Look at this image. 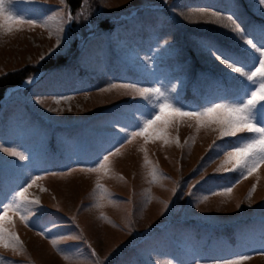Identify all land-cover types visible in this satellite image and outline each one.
Wrapping results in <instances>:
<instances>
[{"label": "rangeland", "instance_id": "374dc122", "mask_svg": "<svg viewBox=\"0 0 264 264\" xmlns=\"http://www.w3.org/2000/svg\"><path fill=\"white\" fill-rule=\"evenodd\" d=\"M229 3L82 0L72 14L67 0H12L15 13L35 18L37 24L13 25L10 32L0 29V76L32 70V76L7 90L0 102V143L18 154H31L32 159L21 161L0 152L4 162L0 187L7 190L19 174L7 162L41 166L36 173L41 178L26 197L51 214L42 218L41 225L55 219L57 226H50L44 236L9 213L4 227L19 238L20 247L0 246L3 264H196L194 256L203 257L206 264H219L221 257L235 259L233 253L249 256L242 264H264V245L259 242L264 231V165L247 178L217 172L221 165L231 167L224 164L218 124L197 127L194 120L176 118L165 129L166 140L149 133L147 139L134 136L117 145L120 150L109 157L107 170L90 172L86 169L96 164L68 159L70 145L76 142L93 152L104 139L108 121L133 102L131 92H101V88L113 82L150 85L130 61L133 53L151 68L146 59L175 44L182 54L158 60L157 66L181 77L183 86L172 79L168 87H176L183 105L198 107L212 91L213 79L230 70L192 48L195 37L190 31L226 33L221 26L206 23L210 18L195 9L227 8ZM44 8L50 11L45 14ZM242 12L249 20L259 19L264 4L242 0ZM48 17L47 26H40ZM58 26L65 28V42L62 51L50 55ZM227 33L221 38L231 44L230 30ZM188 49L196 57L194 63ZM58 56L64 65L34 74V69ZM199 64L209 69L196 77ZM28 79L34 82L26 84ZM63 96L71 99L56 103L55 98ZM136 99L149 108L154 102ZM154 168L160 174L155 179ZM225 185L231 192L222 191ZM253 235L256 243L245 246Z\"/></svg>", "mask_w": 264, "mask_h": 264}, {"label": "snow or ice", "instance_id": "6c2138e0", "mask_svg": "<svg viewBox=\"0 0 264 264\" xmlns=\"http://www.w3.org/2000/svg\"><path fill=\"white\" fill-rule=\"evenodd\" d=\"M167 4L169 0H164ZM264 4V0H260ZM45 9V14L50 9ZM201 16L209 17L206 23L219 25L226 33L222 35L197 34L192 41V48L197 53L210 54L225 65L230 71H221L212 81V91L208 96L202 98L198 107H188L181 103L179 93L173 85L168 87L172 79L183 80L179 76H174L170 72L157 66L158 60H164L170 56L182 54L175 44L167 45L162 48L161 53L155 54L151 59H146V63L151 68L145 67L139 62V55L133 53L129 57L132 64L136 66L142 78L150 81L149 86H141L136 82L110 83L108 87L101 88V92L110 89L123 90L124 94L129 92L135 94L133 102L124 106L123 113L114 114L108 121L107 127L102 133L103 140L96 145L93 152L86 151L83 146L76 142L70 145L68 159L77 162L84 161L96 167H88L90 172L107 170L110 156L116 155L123 141H129L131 137L143 136L147 139L150 133L154 138L166 140L165 129L176 118H187L194 120L199 127L201 124L216 123L219 125V139L225 145L224 164L231 165L217 169V172H235L240 178H247L255 172L261 165H264V12H259L258 20H249L242 12V0H230L227 8L215 5L197 6ZM44 14V15H45ZM43 15V16H44ZM48 17L40 26H47ZM69 22L71 16H68ZM30 24L36 26L37 19L25 18L12 10V0H0V29L12 31L13 25ZM49 27V31H51ZM230 30L232 43L227 44L222 41V36ZM55 47L50 50V55L62 51L65 42V28L58 26ZM41 60L45 57L41 56ZM33 79L25 81L32 84ZM156 84L158 86H151ZM172 93H176L175 96ZM141 100L152 102L151 108L147 107ZM71 99V97H56V103L60 100ZM218 101H227L221 103ZM37 99V103H39ZM70 111V109H69ZM167 114V115H166ZM137 117L140 120H137ZM250 135H241V134ZM226 138H235L228 140ZM217 147L215 144L212 146ZM0 152H6L10 156H18L21 161L31 160V154L25 156L18 154L14 148L5 147L0 143ZM10 167L18 170L19 174L12 181L7 190L0 187V246L17 248L20 247L19 238L11 232H6L5 222L8 214L18 215L27 227H35L38 234L47 236L51 227L57 226L55 219L49 220L41 225V220L51 214L46 213L36 200H29L26 193L32 184L41 177L36 173L41 166L28 167L26 164H15L7 162ZM4 162H0V169ZM69 170L75 171L68 165ZM51 174L55 175V172ZM153 179L158 175L154 168L151 173ZM27 185V186H25ZM231 186L225 185L222 188L224 193L231 192ZM239 207V205L237 206ZM259 242L264 245V231L259 236ZM57 241L52 240L53 246ZM256 243L253 235L246 239L245 246ZM62 253L70 252L68 249H58ZM92 255H95L93 252ZM235 259L230 257L219 258V264H242L249 256L244 253H233ZM67 258V257H66ZM196 264H206L201 256H194ZM0 264H3L0 258Z\"/></svg>", "mask_w": 264, "mask_h": 264}, {"label": "trees", "instance_id": "16d2710c", "mask_svg": "<svg viewBox=\"0 0 264 264\" xmlns=\"http://www.w3.org/2000/svg\"><path fill=\"white\" fill-rule=\"evenodd\" d=\"M81 2H82V0H67V4L71 8L72 14H75L77 12V10H79ZM251 20H258V19L252 17ZM102 27H105V26H102ZM190 32H192L194 37H196L197 34H206V35H213V36L217 35V34H214L211 32H207V31H200V32L190 31ZM222 41L227 43V44H230L227 41H225L223 38H222ZM188 55L190 58V62L194 63L196 61V57H194V55L191 53V51L189 49H188ZM64 64H65L64 58L58 56L54 59H48L43 64V67H41L39 69H34L33 72L35 74L38 71L44 70L45 68L60 67ZM207 69H209V68H206L201 64L197 65V67L195 68V73H196L195 76L197 77L198 74L200 75L201 73L207 71ZM210 70H213V69L210 68ZM30 76H32V70L30 72L28 68L19 70L17 72L7 73V74L0 76V102L2 101V99H3L5 93L7 92L8 89L15 87V86H19L26 78H28ZM219 230H223V229H219ZM225 230L231 231L232 227L231 228H225Z\"/></svg>", "mask_w": 264, "mask_h": 264}]
</instances>
